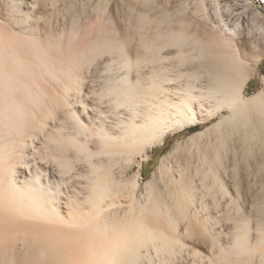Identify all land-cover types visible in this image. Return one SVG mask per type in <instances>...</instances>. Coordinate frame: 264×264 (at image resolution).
Instances as JSON below:
<instances>
[{"label": "bare ground", "instance_id": "obj_1", "mask_svg": "<svg viewBox=\"0 0 264 264\" xmlns=\"http://www.w3.org/2000/svg\"><path fill=\"white\" fill-rule=\"evenodd\" d=\"M58 2L0 0V264H167L185 247L178 221L193 234L186 171L174 179L163 158V187L149 181L142 199L128 172L223 112L187 161L215 200L239 192L225 157L240 153L262 216L253 234L235 221L199 264H264V76L245 95L264 70V0Z\"/></svg>", "mask_w": 264, "mask_h": 264}, {"label": "rangeland", "instance_id": "obj_2", "mask_svg": "<svg viewBox=\"0 0 264 264\" xmlns=\"http://www.w3.org/2000/svg\"><path fill=\"white\" fill-rule=\"evenodd\" d=\"M70 1H72V4H70ZM66 2L67 4H70L71 7L78 9L84 3V0H79V2L78 0H59L57 8L61 9L62 6L63 10L66 9V7L68 8L70 5H67ZM66 23H68V21ZM260 67L264 69V62L260 64ZM263 76L264 70L262 74H257L250 80L251 82H249L245 92L247 98L252 97L261 90ZM226 115L227 113L223 112L221 115L219 114L208 121L200 122L196 126L188 127L177 134L169 133L162 144L153 146L147 150V157L135 158L131 169L128 172L127 178L139 174L136 194L142 199L145 194V185L149 181L154 180L156 187H163L162 176L157 173L160 161L163 158H165V163L170 169L169 173L174 179L179 177V165L186 171L185 177L188 180L191 191L194 193L191 197L193 201L187 205V212L191 215L190 223L193 226V234L191 235L190 233V235H186L183 233L187 221H178L179 238L185 243V247L180 248L175 257H173L167 264H199L201 256H211L212 251H215L214 253L218 252L219 248L217 249V247L212 246V240L215 239L220 246H225L231 241L236 224L235 221L243 217L247 218L250 221L252 227L251 233L253 234L256 221L258 220V217L262 216V214H260L262 213V210L260 211V209H263V203L261 202V204L258 202L261 200L257 199L259 194L257 192L260 191V186H257V181H247V173L246 170H244L245 167L242 163L243 158L240 153L229 151L225 157V161L228 164V174L231 178L237 180L238 186L240 187L239 192L234 186H232L228 189L227 197L217 196L214 200L212 196L206 195L202 189L201 180L196 175V160L192 159L189 163L187 161V153L183 150V147L189 145V139L191 137L210 129ZM48 123V127H50L52 122ZM212 138L213 137L210 136L204 137L202 142L207 143L209 140H212ZM41 139L42 135L31 139V141L28 139V146H31V143L40 144ZM177 145L180 146V149L175 155H172V152L176 149ZM230 145L231 147H236V141L234 140ZM207 181L209 182V180ZM250 182L253 185H250ZM246 185L247 187H245ZM72 188L77 191L80 188V185L77 182H74L72 183ZM166 199H168L167 195ZM259 204L262 205V207ZM201 225L208 229L209 234L203 232ZM211 234L215 236L213 237ZM194 252L197 253L194 254ZM152 257L154 260L156 259L154 255H152Z\"/></svg>", "mask_w": 264, "mask_h": 264}]
</instances>
